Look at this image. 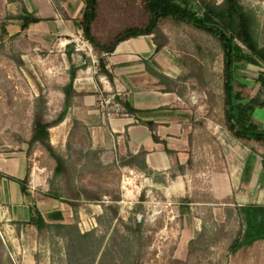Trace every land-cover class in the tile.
Here are the masks:
<instances>
[{"label": "rangeland", "instance_id": "obj_1", "mask_svg": "<svg viewBox=\"0 0 264 264\" xmlns=\"http://www.w3.org/2000/svg\"><path fill=\"white\" fill-rule=\"evenodd\" d=\"M67 1H73V7L64 8L60 13L65 21L69 19L66 21L67 24L73 25L75 16L80 14L82 0ZM67 1L64 3L65 6ZM241 1L256 12L259 20V39L264 44V0ZM124 8L127 11L132 9L133 14L138 12L135 7L128 6L123 0L117 2L102 0V15L94 25V32L99 34L102 29L104 41L116 35L126 22V19L113 17V14L119 10L121 12ZM163 29L170 37L167 51L174 57L181 72H187L194 61L203 66L201 71L205 79L199 76V79L194 81L190 78L186 82H181L180 88L184 87L188 91L190 101L194 100L193 103L200 106L198 113L204 121L210 119L208 114L213 103L217 104L214 109L217 108L216 112L220 114L218 117L222 119L224 62L220 44L213 36L187 25L179 28L166 23ZM80 33L81 30L74 34L59 33L52 43L39 45L37 48L33 44L24 57L20 55L23 47L21 42H12L8 48L4 43L0 46V156L27 151L26 141L31 135L34 115L36 110H39L41 101H45L44 113L48 120H53L62 111L64 104L62 86L69 81L72 66V61L68 58L67 44L73 45L72 53L78 60L76 53L80 51L75 50V39ZM21 38L28 40V36ZM85 49L83 53L90 58L94 72L100 71L98 53L92 45ZM111 53L105 52V58ZM92 58L99 62L92 61ZM20 61H23V64ZM86 65L81 64L83 67ZM247 71L252 74V78L249 80L251 87L246 89V93L254 95L259 88L254 78L259 74L260 68L249 65ZM240 73L241 71H238L237 77ZM98 94H101L102 99H108L112 91L102 89ZM114 102L115 99L105 104L104 108L101 106L103 111L106 114L121 115L124 110ZM83 113L82 108L71 106L65 121L50 130L53 145L67 160L69 170L63 177L54 179L55 162L44 149L37 148L31 155L26 154L29 170L37 167L44 180L43 185H37L36 191L43 193L54 181L55 189L65 197L86 200L88 196L96 197L98 193L103 200L104 196L108 198L109 203L106 205H116L119 214L113 218V212L110 209L104 210L103 206L104 211L89 224L93 226L90 230L95 231L91 238L94 243L89 240L83 251L77 255L71 254V257L68 250L71 235H67L66 229L61 230V233L53 229L38 233L33 238L31 236L25 244L30 249L28 253L35 258L34 264H264V242L245 249L236 256L228 254V246L240 228L234 205L212 199L204 189L198 187L190 194H186L190 196L189 203L181 201L185 196L166 198L162 189L154 185L144 172L131 171L128 166L101 162L98 146H92L90 140L81 137L84 132L81 121ZM217 123L216 128L227 130L219 121ZM199 135L192 138V143L197 149L196 155L207 162V155L200 153L201 149L211 145L222 150V145L216 136L206 133ZM162 179L160 176L159 180ZM126 189L132 191L131 198L123 197ZM144 193L146 198L141 202V195ZM117 199L119 200L115 201ZM89 203L103 205L99 201ZM78 204L80 211L85 203L79 201ZM6 205L0 198L2 232L3 224L8 223L2 216ZM92 211L93 209L88 207V212ZM101 215L104 217L100 222L98 217ZM137 218L143 220L141 228L136 225ZM75 222L80 232H83L80 214L76 218L75 213L69 221H64ZM201 232H204V235L195 244L196 249L190 255V241ZM0 237L5 246L7 264H24L22 253L14 255L11 244L3 240L1 232ZM97 240L101 244L97 243Z\"/></svg>", "mask_w": 264, "mask_h": 264}, {"label": "crops", "instance_id": "obj_2", "mask_svg": "<svg viewBox=\"0 0 264 264\" xmlns=\"http://www.w3.org/2000/svg\"><path fill=\"white\" fill-rule=\"evenodd\" d=\"M65 1L0 0V43L8 48L12 42H21L23 47L20 55L24 57L33 44L37 48L52 43L59 33L74 34L80 31L78 25L75 26L77 15L72 20L73 25L67 24L69 19L65 21L61 15L64 8L73 7V1H67L66 6ZM23 7L42 18L24 32L21 31V21L18 19ZM3 24L8 35L2 34ZM20 35L28 36V40ZM67 45L68 50L73 48L72 44ZM156 47L154 35L121 42L105 58L106 67L113 79L98 70L95 73L85 53H76L78 60L72 53V62L79 69L74 81L78 95L71 106L82 108L84 112L81 118L84 132L81 137L90 140L92 146H98L100 160L104 164L118 162V155L129 151L134 154L145 151L146 162L153 171L148 179L162 189L166 198L179 195L184 197L198 187L204 189L212 199L227 200L232 205H264V141L241 142L227 130L216 128V121H204L198 113L200 106H196L194 100L190 101L188 91L174 85L181 68L168 53V45L160 51ZM81 64L87 65L83 67ZM148 65L161 76L148 70ZM248 67L238 70L242 74L237 77L246 89L251 87L249 80L252 78V74L247 71ZM102 89L112 91L110 97L115 95L116 102L120 103L123 110L118 97L130 102L139 112L131 114L124 110L121 115L106 114L103 108L107 99H102L101 94H98ZM246 95L253 96L250 93ZM148 121L154 123L153 130L146 124ZM253 121L260 129H264V107L255 110ZM202 133L216 136L222 145V150L211 145L201 149L200 153L207 155V162L196 155L197 149L192 143V138ZM154 135L160 141H156ZM29 167L26 152L0 156V198L2 203L7 204L2 216L8 222L3 224L2 233L5 241L11 244L13 254L22 253L24 264L35 263L25 243L31 236L33 238L38 234L32 225L24 224L29 220V206L18 182V179L27 175ZM172 173L176 176L172 177ZM160 176L166 183L159 180ZM43 182L37 167L30 170V192L41 212L48 222L69 221L76 213L73 206L36 191L37 185H43ZM123 197L131 198L132 191H125ZM77 201L85 203L77 215L80 214L83 220L80 224L82 231H89L91 220H96V216L104 211L103 205H93L83 199ZM101 203H109L108 198L104 196ZM88 207L93 211L88 212Z\"/></svg>", "mask_w": 264, "mask_h": 264}, {"label": "trees", "instance_id": "obj_3", "mask_svg": "<svg viewBox=\"0 0 264 264\" xmlns=\"http://www.w3.org/2000/svg\"><path fill=\"white\" fill-rule=\"evenodd\" d=\"M117 0H112V2ZM120 1V0H119ZM128 6L138 10L137 14H133L132 9L128 11L124 8L113 14L117 19H126L121 30L108 40H103V30L99 34L94 32V25L98 18H101L102 0H82V7L80 14L76 18L80 30L85 38L92 44L96 53L100 57V72L113 79L112 74L108 71L105 63V52H113L116 47L123 41L131 38L154 35V40L157 45L156 50L160 51L164 46L170 42V37L164 32L163 26L168 23L173 27H181L187 25L201 33L213 36L218 43L223 53V103L222 114L216 112L217 105L213 103L210 106L208 118L219 121L231 135L241 142H259L264 141V129L253 121V114L258 107H264V71L260 70L256 82L259 84L258 91L251 97L246 95V86L239 82L237 78V71L247 65L264 68V44L260 42L258 34L259 20L256 12L247 7L241 0H123ZM126 10V11H125ZM123 11V12H122ZM21 21V31H26L32 23H38L42 20L41 17L28 12L24 7L18 15ZM2 34L8 35L5 25H2ZM17 36V35H16ZM14 36V37H16ZM3 43H0L2 46ZM73 48L68 50V58L72 61L71 55ZM23 64V61H20ZM148 70L157 76H161L156 70H153L149 65ZM201 64L194 61L187 72H181L180 76L175 80L174 85L180 88L181 82H186L192 78L194 81L204 78L201 71ZM79 67L72 62L70 68L69 81L62 86L64 93V104L62 111L53 120H48L44 113L45 101L40 102L39 110H36L34 115L32 132L28 138L26 151L27 155H31L37 148H42L54 160V179L63 177L69 168L65 155L60 152L52 143L50 130L52 127L60 124L65 120L68 110L74 102L75 96L78 95L74 89V81L77 76ZM205 79V78H204ZM199 86L200 82L198 81ZM80 95H82L80 93ZM117 100L121 102L124 110L131 114L139 112L130 102L118 97ZM219 105V104H218ZM218 111V110H217ZM146 124L153 130L154 123L146 122ZM78 126L76 127V129ZM156 141L160 139L154 135ZM166 150L171 152L167 147ZM100 155V149H99ZM100 159V158H99ZM118 162H113L115 166H128L144 172L150 176L153 171L149 169L146 162V152L140 151L137 154L127 152L124 155H118ZM101 161V160H100ZM102 162V161H101ZM172 177L176 174L172 173ZM30 170L23 179H18L21 186V191L29 206V220L24 224L32 225L37 233L44 231L56 230V232L66 229L67 235L70 236L69 256L77 255L85 249L93 238L95 231L89 230L80 232L77 222L62 223V222H48L44 214L39 209L35 198L32 196L29 188ZM166 183L165 180H161ZM55 182H51V187L44 191L45 196L59 199L73 206L76 212V218L79 205L77 200L81 198L65 197L60 191L54 187ZM190 196L182 198L183 203H189ZM146 198L145 193L141 195V202ZM88 201L102 202L101 195L96 193V197H87ZM119 199L115 200L118 201ZM222 202L229 203L227 200ZM104 210L110 209L113 212V218L119 214V208L116 205H106L103 203ZM240 228L236 236L228 246V254L236 256L243 250L255 247L258 243L264 242V205L247 204L234 205ZM105 211V212H106ZM104 215L98 217V221H102ZM62 220V218H60ZM143 221V220H142ZM142 221L137 218L136 225L142 227ZM20 222L19 224H21ZM70 234V235H69ZM204 235V232L198 234L197 237L190 241V255L195 251V244ZM91 242H93L91 240ZM100 243L99 240L96 241ZM94 243V242H93ZM96 244V243H95ZM101 244V243H100ZM99 247V246H98ZM99 249L97 250V252ZM5 246L0 237V264H7V259L4 255ZM95 260V259H94Z\"/></svg>", "mask_w": 264, "mask_h": 264}, {"label": "built area", "instance_id": "obj_4", "mask_svg": "<svg viewBox=\"0 0 264 264\" xmlns=\"http://www.w3.org/2000/svg\"><path fill=\"white\" fill-rule=\"evenodd\" d=\"M89 41L85 38V36H83V34L82 33H80V35L79 36H76V39H75V50H77L78 52L80 51V52H85L86 51V49H85V47H90L92 44L89 42ZM86 54H87V52H86ZM92 57V56H91ZM93 59V58H92ZM92 61H94V62H99V60H92ZM96 65V64H95ZM260 70H262V71H264V68H261ZM97 72V71H96ZM113 99H115V95H113L112 97H109L107 100H105V104H109L110 103V101H113ZM115 103V105H117V106H121L120 105V103H117V102H114ZM122 107V106H121ZM123 109V108H122ZM95 221V220H94ZM92 223V222H91ZM95 225H96V222H95ZM93 227V226H92ZM91 229V228H90ZM1 232V236H2V238H3V240L5 241V239H4V235H3V233H2V231H0Z\"/></svg>", "mask_w": 264, "mask_h": 264}]
</instances>
